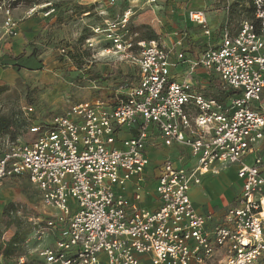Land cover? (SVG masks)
<instances>
[{
	"label": "built area",
	"instance_id": "built-area-1",
	"mask_svg": "<svg viewBox=\"0 0 264 264\" xmlns=\"http://www.w3.org/2000/svg\"><path fill=\"white\" fill-rule=\"evenodd\" d=\"M251 6V18L240 21L236 35L225 32L219 47L208 48L190 62L191 71L213 72L233 91L226 101L191 97L184 84L169 81L165 74L167 51L139 42L141 79L133 89L118 91L126 99L115 106L101 100L79 103L46 127H31L36 135L31 144L13 143L0 151V182L8 170L27 176L39 190L42 205L61 230L66 228L64 238L37 252L44 264L264 262L263 164L259 159L251 166L241 164L249 141L264 140V0H252ZM189 20L206 26L202 12H190ZM127 22L111 23L106 31L114 36L115 53L132 47L122 42ZM16 37L15 23L0 25V52L3 40ZM191 101L193 116L186 111ZM137 117V135L124 148H115L114 124ZM151 127L164 147H186L197 162L190 168L163 164L154 187L159 206L153 211L137 206L140 193L128 204L117 189L148 166L145 145ZM232 165H240V195L226 212L224 225L207 231L209 218L196 212L188 190L207 174L218 175ZM11 264L25 261L19 258Z\"/></svg>",
	"mask_w": 264,
	"mask_h": 264
},
{
	"label": "rangeland",
	"instance_id": "rangeland-1",
	"mask_svg": "<svg viewBox=\"0 0 264 264\" xmlns=\"http://www.w3.org/2000/svg\"><path fill=\"white\" fill-rule=\"evenodd\" d=\"M147 1L150 0H0V25L10 21L17 27L16 38L2 41L0 151L10 144L23 143L22 131L40 123L49 125L69 108L102 98L104 91L99 92L98 76L112 73L111 79L103 80V85L111 88L122 81V76L137 77L140 50L132 43L136 38L133 32L148 31L140 26L147 20ZM49 5H56L58 11L50 20L43 10ZM32 9L35 11L30 13ZM248 9L250 18L252 6ZM127 19L128 32L122 42H131L132 47L115 53L114 36L106 31L111 23ZM138 25L140 28H135ZM76 46L91 53L81 72L65 54L73 53ZM17 201L41 213H52L42 205L39 190L25 176H9L0 182V212ZM31 220L24 219L22 226L26 235L21 256L26 264H43L37 252L64 238L66 228L59 230L49 223ZM217 260L209 264H217Z\"/></svg>",
	"mask_w": 264,
	"mask_h": 264
},
{
	"label": "crops",
	"instance_id": "crops-1",
	"mask_svg": "<svg viewBox=\"0 0 264 264\" xmlns=\"http://www.w3.org/2000/svg\"><path fill=\"white\" fill-rule=\"evenodd\" d=\"M147 4L146 21L150 26H155L158 46L163 47L168 53L169 62L164 72L169 81L184 84L186 92L191 97L204 95L212 98L209 95L216 91L212 82L220 79L215 73L202 68L191 71L190 62L208 48L219 47L225 32L231 36L236 35L240 21L248 15V4L238 3L236 0H186L180 6L179 0H160L158 4H153L150 0ZM189 12H202L206 21L205 28L191 22L188 17ZM3 44L2 42V46ZM138 84L139 82L135 86ZM261 103L264 104V89ZM186 111L191 116L196 113L192 101L187 105ZM140 126V117L130 123H115L113 146L124 148L126 143L137 135ZM149 132L145 145V153L149 159L148 166L141 176L120 183L117 189L125 196L128 204L132 203L135 193H140L141 199L137 206L153 211L159 206L154 187L161 175L163 164L171 162L176 167L190 168L197 162L191 157L188 148L178 145L164 147L159 140L158 132L152 127ZM257 159L263 164L260 175L264 178V140L252 139L249 141V149L241 164L251 166ZM239 166L232 165L226 170H220L215 176L211 173L207 174L199 185H192L188 190L196 212L209 218L206 223L207 231L224 225L226 212L236 205L241 190V181L237 178ZM260 203V214L264 216V193L260 197Z\"/></svg>",
	"mask_w": 264,
	"mask_h": 264
},
{
	"label": "trees",
	"instance_id": "trees-1",
	"mask_svg": "<svg viewBox=\"0 0 264 264\" xmlns=\"http://www.w3.org/2000/svg\"><path fill=\"white\" fill-rule=\"evenodd\" d=\"M153 4H158L160 0H151ZM167 1V0H165ZM238 3H247L249 8L251 9V0H236ZM186 0H179V6L182 3H185ZM125 9V8H124ZM46 13L48 11H52L50 15L47 17L50 19H53L57 16L58 11L56 5H49L46 8L43 9ZM147 10V9H146ZM137 12V10L134 9V12ZM247 12H250L248 9ZM251 14V13H250ZM251 18V17H250ZM146 23H141V28H147L148 31L146 33L141 34V31L139 30L138 32H133L136 35V38L132 42L133 45H136L139 42H144V43H149L152 42L155 45L158 46V38L155 34V26L149 25V22L145 20ZM133 23V22H132ZM130 27V26H129ZM134 28V27H133ZM135 28H140L139 25L138 27ZM134 30V29H133ZM126 31L128 32L127 25L125 30L122 32ZM132 31V30H131ZM125 33V34H126ZM118 34V33H117ZM123 41V40H122ZM129 44L132 45L131 42H128ZM127 44V43H124ZM77 47V46H76ZM64 52L65 50L62 49ZM68 60L71 61L76 68L81 72L85 66H86V61L85 59L87 57L91 56V53L88 51H80L79 47L74 48L73 53H65ZM112 73L109 75L104 76H98V80L100 81L99 84L101 87H99V92L104 91L103 96H100L102 98H98L95 100H101L106 103H108L110 106H115L117 100L119 99H126V95L118 93L121 88H125L127 90L133 89L134 86L137 82L140 81L141 79V73L138 71L137 77H127V76H122L121 77V82L117 84L115 87L111 88L108 86H104L103 80L106 79H111ZM213 83V87L216 89V91L209 95L210 97L218 100L219 102H224V100L229 97L230 95H233V91L229 90L227 87H225L220 81L215 80ZM204 96V95H203ZM207 97V96H205ZM93 100V101H95ZM47 125L39 124L34 127H46ZM30 129V128H29ZM29 129L22 131L20 133L21 138L23 139V144H31L35 138L36 135L30 133ZM13 137V141H14ZM14 177V178H19L23 176H16L14 175L11 170L7 171L6 177L2 180H6L8 177ZM27 178V176H25ZM28 179V178H27ZM24 219H32L31 221H36L40 222L41 224H46L49 223L52 226H55V229L61 230V227L59 224H57L55 216L47 213H41L38 211L36 208L26 205L23 202H16V203H10L6 205L0 212V264H11L15 261H17L19 258L22 256V249L21 245L23 243V240L25 239V233L22 231L24 223ZM264 264V262H262ZM26 264V263H25Z\"/></svg>",
	"mask_w": 264,
	"mask_h": 264
}]
</instances>
